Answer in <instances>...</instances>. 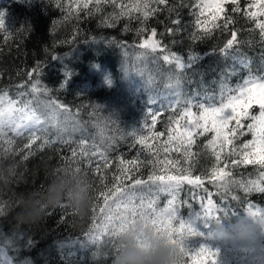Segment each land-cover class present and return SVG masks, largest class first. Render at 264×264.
Returning <instances> with one entry per match:
<instances>
[{
    "label": "trees",
    "instance_id": "16d2710c",
    "mask_svg": "<svg viewBox=\"0 0 264 264\" xmlns=\"http://www.w3.org/2000/svg\"><path fill=\"white\" fill-rule=\"evenodd\" d=\"M4 1L0 0V8ZM11 1L6 0L5 4ZM77 1L81 6L88 2L86 10L91 12L96 0ZM105 1L100 0V3L103 4ZM150 1L152 3L150 5H155L152 0ZM191 1L199 5L194 8L200 12L197 15L202 18V9L206 6L205 0H181L180 3L179 0H171L164 3L170 8L156 11L159 12L157 22L170 21V17H163L164 14L171 16L176 14L183 18ZM222 1L225 3L223 11L214 15L213 18L205 16L210 19L209 24H202V19L199 20V18H196L193 24L200 21V24L195 25H200L197 27L201 28L202 25L213 27L217 24L222 25L224 22L227 31L229 30V36L223 37L225 34L223 29L214 34L211 31L206 34L208 37L206 39H202L200 33L194 32L195 39L199 40L202 46H206L199 53L201 59L193 67L179 69L181 71L175 72L176 75L170 81L166 80L160 83L149 82L145 79L139 81L135 79L131 82L118 79L122 80L120 86L123 91L130 90L131 92L130 94L124 92L126 97L121 98L115 104L92 106L89 105V99L102 95L108 101L111 99L109 95L114 97L113 92L103 95L97 91L92 93V90L102 79L110 80V84L116 85L117 78L111 80V77L97 75L85 77V74L82 73L84 77L73 81L69 79L68 75L79 72L81 70L80 63L88 61V55L89 57L97 56L90 71L98 70L99 72L100 68L105 69L107 65H100L96 59L99 57L106 59L105 54L101 52L102 49H99L105 41L108 42L107 46H117L119 51L127 56L165 69L166 63L163 56L169 54L171 41H174L175 47L178 46L179 39L157 38L156 35L155 41H159L165 51L153 52L150 49L149 51L143 49L141 45H136L137 43L135 44L129 36L143 30L141 28L136 31L135 24L138 21H148V19H152L151 17L126 21L125 29H128L130 34L125 36L116 34L115 38L109 35L108 39L94 42V50L97 49L101 53L99 55H94L91 51L74 52L75 54L70 60L75 61V64L78 65L77 69L73 73H64L62 76L55 77L56 83L63 78L72 81V83L78 82L77 88L64 95L58 92L55 82H50L47 66L41 67L44 62L50 63L54 56L55 60L60 57L57 51H61L59 49L61 45L54 44L52 41L63 34L55 35L58 34L54 33L56 26L50 23L51 20L60 22L61 15H58L60 18L53 16L46 18L39 7L27 9L18 19V35L8 32L7 38H10V42L7 44H4L3 41L7 38L0 39L2 42L0 45V77L17 76L23 72L27 74V78L24 80L25 88L20 91L26 92L30 99L35 100L34 105L31 106V112L34 109L42 120L46 119L48 126L52 127L48 129L53 131L49 134L46 132L36 134L46 140L47 144L41 151H38V154L36 147L40 143L24 146L23 156H17L12 160L8 155L12 153L11 148L5 146L0 149V209H3L0 211V232L3 237L16 241L12 252L17 255L19 260L28 261L30 264H112V253L118 233L114 231L103 235L96 233L97 224L101 218L100 208L105 207L101 193L110 195V190L114 191L115 187L129 191L133 197L129 207H137V209H129L132 218L148 215V219L154 224L156 223L154 222L155 217L150 212L139 209L141 204L139 197L144 196L145 209L147 208L146 203L151 200L155 201L156 210L167 205L168 200L172 197L167 193L158 192L155 185L148 181L150 175H159L161 169L169 175H180V170H187V174L201 176L204 181L203 188L193 189L191 185L183 184L181 191L176 194L175 207L179 208V214L185 220L191 213H198L196 215L200 219L201 214L206 213L201 209L206 206L204 204L209 200L214 206L211 208L209 216L205 215V218L208 217L214 223L224 221L227 224L243 216L249 209V205L264 209V193L255 190L246 192L239 183L225 182L256 181L259 184L264 181V177L261 176V173H264V168L257 163L244 164L242 148L237 149L238 145H244L251 141L249 140L250 130H247V126L238 129L239 125H236L234 121L230 122L229 129L236 130V135L230 136L232 139L230 145L221 144V141L216 142V146L209 145V131L200 134L201 130H194L192 143L188 142V137L185 135L187 117L182 116V113L186 106L191 105L192 110L199 113L201 103L218 105L222 92L226 96L227 89L237 88L244 79L258 80L260 77H264V35H262L261 28L258 27L259 24L264 23H262L260 15H257L258 11H248L253 6L251 0L236 1L239 5L235 9H233L235 5H231V0ZM248 1L252 3L250 4ZM112 4L104 5L109 9L112 8ZM217 17H219L218 20H216ZM93 22L94 20L88 19L82 25L74 27V29L79 28L82 32L91 33L86 35L88 42L95 38H93V30L90 28ZM154 23L152 22V24ZM164 28L163 26L161 29L167 33ZM147 29L145 28L146 32L142 31V36H138V38H144L152 33ZM233 31L237 34L238 43L230 50V55L224 56L220 53V49L231 38ZM147 32L148 34L145 35ZM189 33L192 34L190 29ZM214 37L217 38L214 39ZM113 42L118 44L115 45ZM51 55L53 56L51 57ZM49 58L50 60H48ZM185 60L187 61V58ZM64 64L69 65L67 61ZM113 65L117 67L118 64L116 62ZM40 67L45 73L40 70L36 71ZM34 69L35 74L30 75ZM66 74L68 75L66 76ZM33 85H36L37 88L34 89ZM4 90L0 92L1 96L7 94V98H9L11 93ZM103 93H105L104 90ZM143 99L144 102H142ZM50 104L53 105L51 108L55 110L52 113L47 109ZM126 104L131 105L132 109L136 111L134 115H131V109H126ZM149 108L152 110V115H155L154 123L145 113ZM7 130L3 128L0 139L5 137L8 145L12 144L13 148H16L25 142L26 131H21L17 135L13 128ZM59 130L63 131L62 134ZM227 132L226 129L225 133ZM151 133L153 135L146 140L147 147L138 143L141 135L147 137ZM169 135L183 137V140L182 142L177 139L170 141ZM82 140L84 141L83 145L81 144ZM157 144L163 147L161 151H155ZM165 147L168 148L167 152L164 150ZM6 149L9 151H4ZM136 149H138L139 155H136ZM55 150H61L65 154L64 156L73 162L77 160L85 163L89 159H94L96 162L93 165H104V158L108 161V166L100 171L99 175L87 181L91 194V209L86 216L74 215L70 204L55 203L51 198V193L55 190L51 182L69 169H56L55 176L52 174L56 167L52 163L56 158L53 154ZM82 150L88 155L81 156ZM73 151L77 153L75 157L72 156ZM93 152L97 154L92 156ZM216 153L221 156L219 165L215 160ZM30 155L31 157H29ZM167 157L172 159L168 160ZM121 159L124 164H121ZM134 159L139 162L135 167L128 163ZM161 159H165L166 162L161 163ZM232 160L241 162L234 165ZM214 166H217L218 169L224 168L226 172L230 173V176L214 180L211 177V169ZM122 168H128L130 171L122 173ZM116 176H120L119 181L114 179ZM135 179L148 181V183L135 185ZM249 186L251 187V185ZM150 188L151 194H149ZM109 204L113 208L115 207L111 200ZM159 229L168 234L165 229L161 227ZM168 236L170 237V234ZM170 239L177 246L179 264H214L209 255H192L193 248L199 245L197 240L183 242L184 239H181V236L175 238L172 236ZM29 240L32 241L31 245L28 244Z\"/></svg>",
    "mask_w": 264,
    "mask_h": 264
},
{
    "label": "rangeland",
    "instance_id": "374dc122",
    "mask_svg": "<svg viewBox=\"0 0 264 264\" xmlns=\"http://www.w3.org/2000/svg\"><path fill=\"white\" fill-rule=\"evenodd\" d=\"M49 1L51 0H38L37 2H35V5H33V9H37L39 4H47L49 3ZM166 1H171V0H166ZM181 0H179L180 3ZM253 2V6L250 10L251 12H256L258 11L257 15H260V19L262 20V23H264V0H251ZM21 1L20 0H12L11 2H8L4 5V7L2 8V10L0 11V17L3 18L4 23H5V28L4 29H0V39H6L7 38V33L11 32L12 34L18 35L19 33V27L18 23L15 22V17L9 15L7 16V11L14 5L19 4ZM148 3L149 5L152 4L150 0H115V2L111 5L113 9H115V12L112 10V12L109 13L108 17L110 16H114L115 14H117V11L119 10V8L121 9H125L127 8V14L129 15H133L135 13H137L138 11L135 10V8L133 7V5H137V4H143V3ZM153 2V0H152ZM155 5H158V3L153 2ZM21 4L25 5L27 3H25V1H23ZM205 4L206 6L203 7L202 9V15L203 17H205L206 15H208L209 17L213 18L214 15H216L218 12V9L216 8V5H220L223 9V6L225 5V3L222 0H205ZM37 5V6H36ZM117 5H119L120 7H117ZM78 5L75 4H71V7H77ZM83 6V5H82ZM81 6V7H82ZM31 9V8H30ZM201 9V8H200ZM199 9V10H200ZM245 9V8H242ZM247 9V8H246ZM100 10H107V7L105 5H102L97 12V16L98 18L103 19L104 16L101 13ZM133 12V13H131ZM141 13V12H139ZM149 17H151L152 19H148V21H138L135 25H136V31L145 28H148L147 31L152 32L153 29L155 30V36H152L151 34H148V32L145 34L148 36H145L144 38H134L131 35H129L133 42H135L136 45H141L144 42H148L149 44L152 43L153 41H155V37L157 35V38H177L180 40L178 46L176 45L174 47V41H171L170 43V50L169 51V55L171 53H176L177 56L181 57L185 62V58H187V56L190 53H200L204 46L206 45H201L199 42V40L195 39V34L194 32L189 33V29L191 26H189L187 23L184 22V20H182V16H176L175 15H163L164 18H169L170 17V21H161L159 23H154L152 24V22H155V20L157 21V16L153 17V14L151 12V14L149 15ZM199 20H201L202 18L199 15ZM130 19V18H129ZM180 20V24L176 25L173 23L174 20ZM128 21V20H127ZM126 23V22H125ZM200 21H196L195 24H200ZM109 24V23H108ZM151 24V25H150ZM93 30V38L91 39L90 42H96L102 39H108L109 35L113 36L115 34V32H111L110 30H106V28L104 29L102 24L100 23V21L94 20L93 23H91L90 25ZM163 26L166 28V32L164 33L163 30L161 28H163ZM200 26V25H197ZM222 26V27H221ZM164 28V29H165ZM169 29H172V32H169ZM205 29H207V31H205ZM224 30L225 34L223 35V37L225 38V36H229V30L227 31V27L226 25H224V22H222L221 24H217L216 26L210 27V26H201L200 29H198L196 32L200 33L202 35V39H206L208 38L206 34L210 33L211 31H213L214 33H217L218 30ZM106 31V32H105ZM21 33V32H20ZM91 33H88L87 35H90ZM66 35L67 33L61 35V37H57L53 39V43L57 44V45H61L60 46V50L61 51H57L58 54H60L56 60L52 59L50 63L44 62L42 64L41 67H44L45 65L47 66L46 69L47 73H49V77L50 78V82H55L57 81L55 79V77H59L62 76L64 73H73L78 65L75 64V61H71L70 58H73L74 56V52H75V47H80V48H84V45L87 43H83L80 46L78 45V42H74L73 44L70 43V45L68 47H65L64 40L62 39H66ZM217 36V35H215ZM149 37H152L151 40H149ZM221 37V36H218ZM91 38V37H90ZM115 38V37H114ZM118 38V37H116ZM217 38V37H216ZM214 37V39H216ZM123 39H128V38H123ZM173 39V40H175ZM195 39V40H194ZM130 40V38H129ZM62 41V42H61ZM61 42V43H60ZM113 44H118V43H114ZM107 45V44H106ZM104 46H100L99 49H102L101 52H103L104 54L109 53V56H106V58H109L111 60V62L113 64H115L117 62V67L115 65V69L118 68V72L119 73H123V80H130V81H135V79L141 80V79H145L146 81H153V82H163V81H170L174 75H176L175 72H180L181 70H179V68L176 67V63L175 60H171V62H166V67L165 69H162L161 66H157V65H152V64H147V63H143L135 58H132L131 56H127L125 55L122 51H119L118 47H105ZM62 48V49H61ZM143 49H149L150 48H143ZM116 50V51H115ZM151 50V49H150ZM167 50V49H166ZM48 51V50H47ZM46 51V52H47ZM152 51V50H151ZM159 51V49L156 50V52ZM93 52V51H92ZM95 53V52H94ZM96 53H99L98 51H96ZM101 54V53H100ZM53 55H51L52 57ZM76 56V55H75ZM105 56V55H104ZM50 57V58H51ZM147 58H149L148 56H146ZM50 58L48 60H50ZM116 59V62H115ZM171 59V57H170ZM65 61H67L69 63V65H65ZM37 69L36 71L40 70L42 68ZM35 70V69H34ZM103 70L102 68H100V71ZM168 70V71H167ZM128 71L136 73L135 76L129 77L127 76ZM170 71V72H169ZM43 73H45V71H42ZM33 73V71H32ZM42 74V73H41ZM25 75V78L27 74L23 73H19V75L17 76H6V77H2L4 78V82L2 81V83H0V92H2L5 89V86H17L18 84H20L19 86H21L23 83L25 82L23 79ZM41 76V75H40ZM48 81V80H47ZM110 81V80H107ZM111 83V82H110ZM110 83H106V79H102L99 81V83H97L96 88L93 87L92 93H96V91L100 94L103 95H108L110 92H113V96L109 95L111 99H107L102 96V95H97L95 97H93L91 100L89 99V105H102V104H115L116 102H119V100L121 98H125L126 94L128 93L130 94V90L126 91L122 88L118 89L117 86L110 84ZM55 84L58 86V92L61 95H64L63 92L66 91V87L67 86H72L73 89L77 88V84L78 82H74L72 83V81L70 80H66L65 78H63V80L59 81L58 83L55 82ZM63 84V86H61ZM75 84V85H74ZM4 88V89H3ZM13 88V87H12ZM103 90L105 91V93H103ZM8 93H11V95L9 96V98H7V94L5 96H1L2 94L0 93V97H2V101L3 106L0 109H7L10 105L13 109H19V108H24L25 112H27L29 115L33 112H35V110L33 109V112H31V106L34 105L35 100L33 98L30 99V97L26 94V92L20 91V89L18 88H7L6 90ZM20 91V92H19ZM6 92V93H7ZM101 98H103L102 100H100ZM259 99V97L257 95H253V99L252 102L249 105L248 108V116L245 118H242V122L239 125L238 129H240V127H244L247 126V130H250V138L248 143L249 147L247 149H244L242 146L243 145H238L237 149L240 150L242 152V155L244 156V153H247V159L250 160H259L261 158L262 155H264V151H261V145H260V136H261V128H264V124H262L261 122V117H260V113H261V108H260V104L257 102ZM100 100V101H99ZM110 100V101H109ZM105 101H107L105 103ZM142 102H144V99L142 100ZM1 103V102H0ZM25 105H27V108H25ZM45 106V105H44ZM43 106V107H44ZM47 107V106H46ZM48 110H50L49 112H54L55 110L51 107H47ZM239 110V109H238ZM36 113V112H35ZM147 115L150 116V121H152V113L149 114V111L145 112ZM13 116L16 117V123L17 124H23L26 121L21 119V113L19 112H13L12 113ZM247 120V121H246ZM245 123H244V122ZM235 122V121H234ZM254 125L253 128L249 129L248 125ZM4 128L6 129H11L13 127H10L8 125H5ZM48 128H52L50 126H48V124H46V130L44 132L46 133H52L53 131ZM59 132L62 134L63 131ZM210 134V141H212L213 136H215L216 134L214 132H212L211 130H209ZM38 133V132H37ZM206 133V132H203ZM26 140L24 143H22L21 146H18L16 148H13L14 145L11 144L8 145L6 143L5 137H2V139H0V149L4 146H7V148H11V152L14 154H8L10 156V159H15L16 158V154L18 152H22L24 146L26 145H33L34 143H40V145L38 147H36L37 150V154L38 151H41L44 147L47 146L46 144V140L41 139L40 137H38L36 135V137H33L31 135L30 132L26 131ZM153 135V133H151L150 135H148L146 138L150 139V136ZM209 141V142H210ZM220 141L219 139L216 141L218 142ZM215 142V143H216ZM146 143V141H145ZM214 144H209L212 146H216ZM163 147H161L159 144H157V146L155 147V151H161ZM51 149V148H50ZM49 149V150H50ZM13 151H17V153H14ZM137 154L139 155L140 153L138 152V149H136ZM36 153V152H34ZM53 154L56 156V158L53 159V165H55V169H53L52 174H54V172L56 171V169H60V170H65L67 168H69L71 166V168H73L76 172L78 171H83L87 173V180L89 175L92 176V179L94 178V173H96V175L100 174V171L104 170L105 167L104 165L100 164V169L99 171H97V165H93L95 164L96 160H91L89 159L87 162L85 163H81L79 161H72L71 159H67V156H64L65 154L60 150H55V152H53ZM31 157V155L29 156ZM62 158V159H61ZM168 158V157H167ZM166 158V161H167ZM21 159V158H20ZM172 158H168V160H171ZM165 159H161L160 162H166ZM158 162V163H160ZM78 163L83 164L86 168L81 167ZM78 168H80L81 170H78ZM159 175H163V176H168L169 174H167V172H165L163 169L160 170ZM55 176V174H54ZM56 178V177H55ZM88 184V183H87ZM171 199V198H170ZM148 203H146L147 205ZM176 202L174 201V206H175ZM206 205L205 207H202V211L205 210L206 213L201 214L200 219L198 218V216L196 214L198 213H191L188 218L185 220L186 222L189 220H192V231L188 232V231H184L182 233H176L174 231L171 230H166L168 232V234H170V237L173 236V238L175 237H179L181 236V239H184L183 242H185L186 240H189L190 242H194L197 240L198 242V246H195L193 249V253L194 254H200V255H209L212 261H214V264H264V227H258V231H257V236L256 239L248 244L245 245H238V244H232V243H225V242H221L220 240L216 239L214 237L213 234V229H214V225L216 223H214V221H210L208 219V217L205 218V215L209 216V212H207V207H208V203L204 204ZM167 206V205H166ZM164 206V207H166ZM200 207L202 206L199 205ZM162 207V208H164ZM253 212H250L249 209L246 211V213L243 215V217H247L250 221H252L253 223H256L258 226H264V212H260V213H255V209H261L258 208L257 206H253ZM115 208V207H114ZM162 208H157V211H159ZM178 212H179V208H178ZM180 215V214H179ZM116 217H119L116 219ZM140 217H147L148 215L145 216H138L137 218ZM195 217V218H194ZM135 218V219H137ZM131 220H134L132 218V215L129 213V210L125 211L123 210V205L121 206L120 212L118 214H115L111 220V222L109 223V225L107 227H105L104 229L97 231L96 233L98 234H107L109 232H116L119 233L121 232L125 227L126 224L128 222H130ZM173 227L179 228V223L178 221H173ZM222 223H225L224 221H222ZM154 225L156 227H161L160 224L158 222L154 223ZM100 227V224H97V228ZM163 228V227H161ZM165 229V228H163ZM0 239L3 240V244L0 245V264H11V262H15V264H30V262H26V261H21L18 259L17 255L14 254L13 248L14 245L9 246V241L13 240V239H9L7 237H3L1 235L0 232ZM178 245V243H177ZM179 246V245H178ZM201 249H205L204 252H201Z\"/></svg>",
    "mask_w": 264,
    "mask_h": 264
},
{
    "label": "snow or ice",
    "instance_id": "6c2138e0",
    "mask_svg": "<svg viewBox=\"0 0 264 264\" xmlns=\"http://www.w3.org/2000/svg\"><path fill=\"white\" fill-rule=\"evenodd\" d=\"M100 0H96V3L99 4ZM115 0H113V3ZM153 2L158 4H164L166 0H153ZM85 9L88 8V3H85L83 5ZM117 7H120L117 5ZM136 11L141 12L145 18H147L151 12H154L155 9L150 8V5L146 2L143 4H137L133 5ZM216 8L218 9V12L223 11L222 7L220 5H216ZM174 24L179 25L181 22L179 19L173 21ZM258 27L262 30V35H264V24H259ZM5 28V23L2 17H0V29ZM172 29H169V32H172ZM207 31V29H205ZM155 30L152 31V36H155ZM152 37H149V40H151ZM238 43L237 41V34L235 31L232 32L231 38L227 40L226 44L223 48L220 49V53L224 56H228L231 54V51L234 47V45ZM141 47L143 48H150L153 52H155L157 49L160 51H165V49L161 46L159 41H153L152 43H148L147 41L141 44ZM171 57V59H170ZM55 59V56L53 57ZM163 59L166 62H171V60H175L176 67L179 69L184 68H191L193 67L200 59L201 56L198 53H190L187 56V61L185 62L181 57L177 56L176 53H171L169 55L163 56ZM243 63V61H241ZM35 74V70H33V73H30V75ZM68 74H66L67 76ZM106 83H110V81L106 80ZM63 86V84L61 85ZM33 88L36 89L37 86L33 85ZM257 95L259 97L258 103L260 104L261 108V122L264 124V77H260L257 79H244L242 84L239 85L237 88H229L227 89V95L222 92L221 95V101L218 105H206L204 103H201L199 105V108L201 109L199 113H196L192 110L191 105H188L185 107L184 112L182 113V116L187 117V126H186V132L185 135L188 137V142L192 143V137L194 130H201L200 134H203V132H207L211 130L216 135L213 136L212 141H210V144H214L218 139L221 141V144L227 143L231 144L232 139L230 136L236 135L235 129H229V124L232 121H235L236 125H240L242 122V118H245L248 116V108L250 103L252 102L253 95ZM0 102H2V97H0ZM49 107H53L52 104L49 105ZM58 107V106H57ZM25 108H27V105H25ZM239 109V110H238ZM19 112L21 113V119L25 120L26 122L21 124L16 123V117L12 115L13 112ZM149 114H151L152 110L149 108ZM153 123L155 122V115H152ZM46 124L47 120H42L40 115H37L35 112L31 113L30 115L25 112L24 108L19 109H13L11 105L7 109H0V135L3 134V128L5 125H8L10 127H13V131L16 132L17 135L20 134L21 131H28L31 133L33 137H36L37 132L43 133L46 130ZM249 129L253 128L254 125H248ZM228 130L227 133H225V130ZM177 139L180 142H182L183 137H173L172 135H169V140ZM146 138L144 136H140L138 143L141 145H144L147 147ZM84 141H81V144L83 145ZM260 145H261V151H264V128H261V136H260ZM244 149H247L249 147L248 144H244L242 146ZM166 152L168 151V148L165 147L164 149ZM97 153L93 152L92 156H95ZM77 153L73 151L72 156L75 157ZM81 156H87L88 153L85 151H81ZM247 153H244V158L242 159V162L244 164H252L257 163L262 168H264V155L261 156L259 160L253 161L250 159H247ZM215 160L217 162V165H219L221 161V156L219 153L215 154ZM151 163V161H148ZM241 161L232 160V163L238 164ZM129 164L133 165L134 167L138 165L137 160L128 161ZM121 164H124L123 159H121ZM108 166V161L106 158H104V167ZM100 165L97 164V171H99ZM78 170H81L78 168ZM130 169L128 168H122V173L129 172ZM180 175H150L148 177V181L152 182L153 185H155V188L158 190V192H164L169 194L172 198L168 200L167 206L160 209L159 211L156 210L155 207V201L151 200L147 204V208L145 209V205L143 204L144 196L141 195L139 199L141 200V204L139 206V209L146 210L150 212L154 217V222H158L161 227L165 228V230H171L176 233H182L184 231L191 232L192 231V220L185 221L182 217H180L178 209L174 206V201L176 199V194L181 191V186L183 184L191 185L193 189L195 188H203L204 181L202 180L201 176H191L190 174H187V170H180ZM230 176L229 172H226L224 168H217V166H214L211 169V177L214 180H220L224 177ZM261 176L264 177V173H261ZM116 181L120 180V176L114 177ZM148 181H144L141 179H135L134 184L135 185H145L148 183ZM159 183H156V182ZM228 183H239L240 187L244 189V191H258L260 193H264V181L261 183H257L256 181H249L247 183L243 181H225ZM251 185V187L249 186ZM149 194H151V188L149 190ZM195 195V193H193ZM101 196H103L104 199V205L105 207L100 208L101 218L99 220L100 227H98L96 230L100 231L107 227L109 223L111 222L113 216L115 214H118L120 212L121 206L123 205V210L127 211L129 209H137V207L132 206L129 207V205L132 202V195H130L129 191L122 190L121 187H115L114 191L110 190V195L101 193ZM115 198V199H113ZM127 198V199H125ZM112 201V204L115 205V208H113L109 201ZM213 203L211 200L208 201V209L207 212L211 211V208L213 207ZM0 211H3V209H0ZM249 211L253 212V206L249 205ZM264 212V209H255V213ZM173 221H178L179 228L173 227ZM92 236L90 237V239ZM16 241L10 240L9 246L14 245ZM32 241L29 240L28 244L31 245ZM3 244V240L0 239V245ZM205 249H201V252H204ZM11 264H15V262H11Z\"/></svg>",
    "mask_w": 264,
    "mask_h": 264
},
{
    "label": "clouds",
    "instance_id": "9594fccd",
    "mask_svg": "<svg viewBox=\"0 0 264 264\" xmlns=\"http://www.w3.org/2000/svg\"><path fill=\"white\" fill-rule=\"evenodd\" d=\"M51 183L53 202L70 204L74 215L88 214L91 194L86 176L66 170ZM258 227L264 226L241 216L227 224L216 223L213 234L221 242L245 245L256 239ZM112 256V264H179L176 244L147 217L131 220L116 235Z\"/></svg>",
    "mask_w": 264,
    "mask_h": 264
},
{
    "label": "bare ground",
    "instance_id": "6f19581e",
    "mask_svg": "<svg viewBox=\"0 0 264 264\" xmlns=\"http://www.w3.org/2000/svg\"><path fill=\"white\" fill-rule=\"evenodd\" d=\"M6 1V0H5ZM5 1L4 3L1 5V8H0V11L2 10V8L4 7V4H5ZM21 2L19 4H16L14 6H12L8 11H7V16L11 15L13 17H15V22L17 23L18 22V19L21 17V15L24 13V11H27V9H30V8H33L32 6L35 5V2H37L38 0H20ZM23 1H25V5L21 4ZM95 1V0H94ZM236 1H242V0H231V5L235 7V8H238L237 6L239 5L238 2ZM113 0H106L105 2L97 4L96 1L94 3V6L92 7V11L91 12H88L83 6L81 7L80 3L77 1V0H51L49 1V3L47 4H40L38 7L41 8V11L43 13V16L46 17V18H50L51 16L53 17H56V18H60L58 17V15H61V18L62 19L60 22L59 21H54V20H51L52 22L50 23L51 25L54 24L56 26L55 30H54V33H58V34H55V35H59L60 33L61 34H64L68 31L67 35H66V40H64V43L65 46L64 47H68L69 43H74V42H78L79 46L81 44H85L87 43L89 40H86L88 39L86 36L88 34V32H82L79 30V28L77 29H74L75 26H78V25H82L84 22L88 21V19L90 20H97V21H100V23L102 24L103 28L106 30H110L111 32L115 31L116 29H118L115 34L117 33V36H125L127 34H130L131 32L128 30V29H125L126 28V21L127 20H141V19H144L145 17L143 16L142 13H135L133 15H129L127 14V8L125 9H121L119 8V10L117 11V14H115L114 16H110L108 17L109 13L112 12V10L115 12V9L113 8H107V10H100L101 13L103 14L104 18L101 19V18H98L97 16V12H98V9L104 5V4H112ZM250 4L252 2L248 1ZM75 4V5H78L77 7H71V4ZM85 3H88V2H85ZM234 3V4H233ZM190 6L188 7V9L186 10V12L184 13V17L182 18L184 20L185 23L187 24H190L192 27L190 28V31L191 32H196L198 29H200L199 27H197L195 24H193V21L198 18L199 15L197 14H200V12L196 11L194 7H196L198 4L196 3H193L192 1L189 3ZM89 5V3H88ZM152 7V9H155L154 13H153V17L154 16H157L159 14V12L157 13L156 11L158 10H164V9H168L170 8L169 5H163V4H158L157 5H150ZM169 6V7H168ZM199 6V5H198ZM252 6V5H251ZM150 7V8H151ZM195 12H198V13H195ZM133 13V12H131ZM71 14V15H69ZM162 14V13H161ZM130 18V19H129ZM148 18V17H147ZM155 18V17H154ZM159 18V17H157ZM219 17L216 18V20H218ZM215 20V21H216ZM109 23V24H108ZM155 23H158L157 21H155ZM210 23V19L208 17H203L202 16V24H209ZM124 26V27H123ZM116 28V29H115ZM142 31L143 33L146 32L144 29L143 30H140V32L137 34L134 33V34H130L132 37L134 38H138V36H142ZM60 34V35H61ZM114 37V35L112 36ZM5 43L4 44H7L10 42V38H7L6 40H3ZM81 43V44H80ZM2 44V42H0V45ZM106 44H108V42H103L102 43V46H104L103 48L105 47H109L107 46ZM94 43L92 42H88L87 44L84 45V48H79V47H76L75 48V52L77 53H86V51H93L94 55L97 54L99 55L100 52L95 49L94 50ZM96 51H98L99 53H96ZM105 56H109V53H106ZM95 57L97 56H92V57H89V55L87 56L88 58V61L85 60L84 63H80V67H81V70L77 73H74V74H69L68 77L70 80H77L78 78H82L84 77L83 75L85 74V77H88V76H91L92 77H95L96 75L97 76H105V77H111V80H116V85L118 89L121 88L120 86V81L122 80H118V79H123V73H119L117 69H115L114 65L112 64V62H110V60H108L107 58H102V57H99V58H96L98 60V63L100 65H103V66H106L105 69L101 70L98 72V70H96V72H92L90 71L92 69V64H93V61L95 60ZM84 73V74H82ZM136 73H133V72H130L128 71V74L127 76L129 77H132V76H135ZM25 79V76H23ZM66 77V78H68ZM1 80L4 82V78L0 77V82ZM60 80V79H58ZM61 81V80H60ZM118 81V82H117ZM131 82V81H130ZM23 84L21 86H19L20 84H18L17 86H13V85H10V86H5V88H18V89H24V82H22ZM12 88V89H13ZM66 91L63 92V94H67V93H70L71 90L73 89L72 86H67L66 87ZM4 101V100H2ZM3 102H1L0 104L3 106L2 104ZM0 105V108L2 107ZM125 105V104H123ZM126 109L128 110H132L131 112V115H134V113L136 112L135 110L132 109L131 105H127L126 104ZM7 130V129H6ZM9 131V130H7ZM4 148V146L2 147ZM6 152L9 151V149H6L4 150ZM14 153H17V151H13ZM11 155L14 156L13 153H10ZM24 153L22 152H18L16 154V158L17 156H23ZM25 156V155H24ZM10 158V156H9ZM2 164L4 162H1ZM81 167H84L86 168L83 164H80L78 163ZM87 169V168H86ZM68 170H71V171H74L76 172L73 168H71V166L69 167ZM88 171V169H87ZM90 172V171H88ZM78 173L86 176L87 178V173L86 172H83V171H78ZM94 176H96V173H94ZM92 180V176L89 175L88 177V180L89 181Z\"/></svg>",
    "mask_w": 264,
    "mask_h": 264
}]
</instances>
